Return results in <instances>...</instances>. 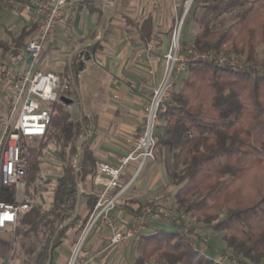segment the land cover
I'll return each mask as SVG.
<instances>
[{
  "label": "trees",
  "instance_id": "16d2710c",
  "mask_svg": "<svg viewBox=\"0 0 264 264\" xmlns=\"http://www.w3.org/2000/svg\"><path fill=\"white\" fill-rule=\"evenodd\" d=\"M193 7L202 9V14L197 19L198 32L192 47L200 52L214 50L225 56L245 58L247 66L240 69L219 67L206 60L192 62L180 88L170 93L172 105L156 132V146L170 154L166 171L177 188L174 196L178 208L196 222L224 233L226 249L220 257L229 251L233 255L231 264H261L264 261V61L257 47L264 46V0H193ZM237 9L240 12L236 21L227 29L217 30L212 26L219 16ZM140 25L141 38L149 43L153 20L148 18ZM34 30L33 26L12 37L13 49L0 40V50L19 56ZM73 91L78 92L76 79ZM65 106L59 105L60 113L57 117L53 113L45 137L37 140L38 146L30 150L26 183L29 210L19 219L16 230L23 240L24 264H52L54 251L69 232L76 228L78 235L83 233L97 203L96 197L90 195L86 217L78 214L72 220L78 201L74 168L77 143L89 133V125L85 116L74 122ZM51 140L55 142L63 169L59 177L44 182V191L52 193V205L46 209L35 202V197L41 186L37 181L42 174V161ZM82 147L79 186L97 174V160L88 141ZM15 193V187L0 186L1 201L15 203ZM223 211L225 215L221 219ZM130 213L142 215L145 210L139 207ZM150 213L155 214L156 208ZM168 220L170 229L160 228L142 235V260L160 253L168 264H230L208 258L195 245L196 237H201L185 221L173 217Z\"/></svg>",
  "mask_w": 264,
  "mask_h": 264
},
{
  "label": "crops",
  "instance_id": "0c3cea01",
  "mask_svg": "<svg viewBox=\"0 0 264 264\" xmlns=\"http://www.w3.org/2000/svg\"><path fill=\"white\" fill-rule=\"evenodd\" d=\"M78 1L72 20L57 30V37L53 43L44 46L42 60H46L47 63L42 64L40 69L58 75L67 72L71 76L72 71L78 70L75 79L78 84L76 94L79 97L77 103L79 109L77 119L73 121L86 117L89 125L88 147L94 153L97 164L107 163L116 166L126 154L129 140L139 132L143 123L145 102L163 76L164 56L170 46L175 22L192 4L191 0H119L108 34L98 42H93L98 40L105 30L114 0ZM14 7L22 12L26 21L22 20V29L17 35L9 33L11 38L18 37L23 30H30L34 26H27L33 21L26 11ZM148 18L153 20V34L149 43L142 40L140 27L141 22ZM151 43L154 44L153 51L148 50ZM81 52L84 53L83 57ZM12 57L17 58V63L8 65V68L25 71L31 67V57L29 53L24 54V49L20 51L19 56ZM82 63L83 66H80ZM23 64L26 67L21 69ZM1 102L0 99V105ZM159 125H162V121ZM97 133L99 135L94 142L93 136ZM126 136H129V139L124 146L122 141ZM154 164L155 161H151L143 176L123 195V199L127 201L110 212L116 221V218H121L125 211L128 213L125 218L129 225L133 217L137 216L132 215L130 210H137L140 207L138 200L143 194L133 195L132 192L135 193L136 189L132 188L141 183L144 177L151 179L153 186L161 182V174ZM128 179L126 174L121 182L124 184ZM165 187L161 191L169 189L167 183ZM80 189L84 197L80 201L79 214L84 218L89 211L88 197L94 195L97 199L103 188L96 186L94 178L89 177ZM163 196L162 193L158 195L159 198ZM15 199L16 202L21 200L26 202V186L21 194L16 190ZM51 205L52 202L49 208ZM10 230H0V264H16L13 262L17 259L11 258L14 250L7 237L11 236ZM104 231L105 239H109L108 230ZM96 233L97 231L88 244L96 241ZM61 246L58 248L59 252L53 255L52 264H66L71 258L73 247L68 236Z\"/></svg>",
  "mask_w": 264,
  "mask_h": 264
},
{
  "label": "built area",
  "instance_id": "2783aa9c",
  "mask_svg": "<svg viewBox=\"0 0 264 264\" xmlns=\"http://www.w3.org/2000/svg\"><path fill=\"white\" fill-rule=\"evenodd\" d=\"M6 1L26 11L35 26L33 34L26 43V50L32 61L31 67L25 71L0 67V99L2 101L0 105V184L15 187L16 190H24L30 169L29 152L25 144L45 137L54 113L52 104H64L61 98L70 97L73 92L70 74L65 72L58 75L53 72H43L38 66L39 60L44 46L56 40L57 30L72 20L79 1ZM188 10L189 8L175 22L170 46L164 56L165 70L145 102L144 118L139 132L129 140L127 152L118 165L97 164L94 184L103 189L98 195L95 209L83 231L80 246L97 225L108 230L111 246H124L140 234L148 224L151 211L149 206L145 207L144 214L133 217L131 224L124 228L111 217L110 212L117 207L122 196L144 172L147 163L155 158L156 131L161 118L172 105L170 93L176 76L188 70L190 64L197 60L210 61L219 67L231 66L242 69L247 66L240 57H228L214 50L200 52L192 48L186 56H183L180 40ZM148 50L153 51L154 44L151 43ZM131 163H137V167L133 176L123 184L122 177L126 175V170ZM28 210L29 206L23 200L16 203L0 201V230L11 229V236L14 238L19 219ZM79 251L80 249L66 264H90L91 259L80 257ZM232 257L233 255L226 251L217 261L231 264Z\"/></svg>",
  "mask_w": 264,
  "mask_h": 264
},
{
  "label": "rangeland",
  "instance_id": "374dc122",
  "mask_svg": "<svg viewBox=\"0 0 264 264\" xmlns=\"http://www.w3.org/2000/svg\"><path fill=\"white\" fill-rule=\"evenodd\" d=\"M239 12L240 10L237 9L232 13L223 14L219 16V18L212 23V26L217 30L227 29L230 25H232L236 21ZM201 14H202V9H195L194 7L192 8V5H189V10L184 19V25L180 40L181 54L183 56H186L188 51L193 48L192 41L196 33L198 32L197 19L200 18ZM22 20L26 21V19L22 15V12L19 9H16L14 6L7 3L6 0H0V40L6 41V43L11 49L14 48V42L10 34L17 35L21 31ZM31 25L33 26L34 23L29 22V24H27V26L29 27ZM29 38L27 39V41L29 40ZM184 44L186 46H184ZM257 52L259 54V57L264 61V46L262 44L258 45ZM25 53L28 54L26 47L24 48V54ZM232 57L235 56L233 55ZM240 58L242 59L243 62H245V58L242 57ZM16 63H17V58L12 57V54L10 52L5 53L3 50H0L1 68L7 67L8 65L12 66ZM45 63H47V61L46 60L43 61L41 57L38 65L39 68H41V65ZM31 64L32 61L30 62V65ZM25 67L26 65L24 64L21 65V69H24ZM187 76H188V70L182 71L180 74H178L174 79V87L172 91L178 90L181 86L182 80L185 79ZM70 98L71 99L73 98L72 100H74V103L71 107L66 105L65 111L70 113L71 119L75 121L77 119V114L79 109L77 104L79 102V97L77 96L76 92L73 91L72 94L70 95ZM59 105L60 104L58 103L52 104L54 109V116L56 117L60 113ZM161 121L162 124H164L163 117L161 118ZM159 126L157 128V131L160 130ZM102 134L108 135L106 133H102ZM98 135H99L98 133L94 134L93 136L94 142L96 141ZM127 139H129V136H126L122 141L124 146L126 144ZM36 141L37 140L25 144V147L29 152V156H30V150L38 146V143ZM154 153H155V158L147 163L144 172L148 168L149 163L151 161H155L154 165L157 168V171H159L161 174L160 176L161 182L160 183L158 182V184L156 183L157 186L156 184L153 186L151 183V179L149 180L148 178L144 177V179L140 181L141 183L137 184L135 188L134 187L132 188V189H136L135 193L132 192L133 195L143 194V196L138 200L140 207L149 206L150 210L152 208H156L155 214L152 213L149 214V222L145 226V228L141 231L140 234H138L133 240H131L128 244L124 246H111L109 239H105L104 236L106 235L104 231L105 229L99 227L98 225L87 235V238L80 246L84 232L81 235H78L76 233V228H75L68 235V238L72 243V247H73L72 256L77 253L78 249H80L79 251L80 257H84L85 259H91L90 264H137L138 259L140 260L139 264H168L160 256V253L154 254L153 256H151V258L147 260H142V256H143L142 235L148 234L160 228L170 229L171 223L168 220V217H173L174 219L185 221L190 228L192 227L196 230L197 234L201 238L199 239L196 237L195 245L201 248L202 251L206 252L205 254L208 258H211L216 261L220 258L221 252H223L226 249L224 243V233L215 232L210 226L196 222V220L192 216H190L188 213L178 208L174 196L177 188L171 184V180L167 175V171H166V164L170 158V154L166 150L159 148L157 146L155 148ZM136 167H137V163H131L129 168L126 170V174L128 175L129 178L133 176ZM62 169H63V164L58 155L57 147L55 145V142L51 140L49 147L46 149L45 157L42 161V174L40 175L37 181V185L39 184L41 186L36 194V200H35L36 203L42 204L45 208H49L52 202V193L50 191L49 192L44 191L43 188L44 186H46L44 182L45 180L56 179L58 176L62 174ZM144 172L140 175L138 179H140L143 176ZM127 181L128 180H126L124 184ZM165 183H167L169 189L165 191L163 190L161 191V189L166 188ZM18 192L19 194H21L22 189H19ZM161 193L164 195L163 198L158 197V195H160ZM123 198L124 196H122V198L119 200L117 207L123 205V203L127 201L124 200ZM125 198H127V196ZM127 214H128L127 211H125L121 218H116L117 221L119 222V225L123 228L129 226V221L126 220L125 218ZM224 215H225V211L221 212L220 218L222 219ZM96 231H97L96 241L91 244H88L90 243L89 240L91 239L92 235ZM7 237L8 239H10L11 242L10 246L14 250L13 257L11 258L17 259L13 263L24 264L25 255L23 252V248L21 246V244L23 243L22 238L17 236V234L15 235L14 238L10 235H8ZM59 250L60 249L56 250L54 255L58 253ZM261 264H264V261Z\"/></svg>",
  "mask_w": 264,
  "mask_h": 264
},
{
  "label": "water",
  "instance_id": "95a60500",
  "mask_svg": "<svg viewBox=\"0 0 264 264\" xmlns=\"http://www.w3.org/2000/svg\"><path fill=\"white\" fill-rule=\"evenodd\" d=\"M118 2L119 0H114V3H113V6H112V13H111V16L107 22V25L105 27V30L103 31L101 37L96 40V41H93V42H98L99 40L103 39L107 33V31L109 30L110 28V24H111V20L113 19L114 15H115V11L117 9V5H118ZM193 0H191V4H192ZM84 53L81 52V56L83 57ZM80 66H83V63L80 65ZM70 69L72 70V67L70 65ZM78 75V70H76L75 72L72 71V79H73V85H75V77ZM61 100L63 101V103L67 106H70L73 104V100L69 97H62ZM88 140V134L81 138L78 143H77V151H78V159L75 163V180H76V184H77V198H78V201H77V204H76V211H75V214L72 218V220H74L78 214H79V208H80V201H81V189H80V186H79V177H78V170H79V167H80V164H81V160H82V156H83V143L86 142ZM68 223L62 225L60 227V230L63 229ZM52 252V251H51Z\"/></svg>",
  "mask_w": 264,
  "mask_h": 264
}]
</instances>
